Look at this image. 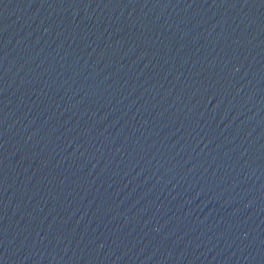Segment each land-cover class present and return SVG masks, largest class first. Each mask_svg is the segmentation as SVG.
<instances>
[{
    "label": "water",
    "instance_id": "95a60500",
    "mask_svg": "<svg viewBox=\"0 0 264 264\" xmlns=\"http://www.w3.org/2000/svg\"><path fill=\"white\" fill-rule=\"evenodd\" d=\"M264 160V0H0V180Z\"/></svg>",
    "mask_w": 264,
    "mask_h": 264
}]
</instances>
